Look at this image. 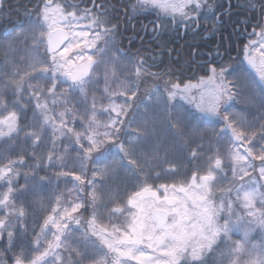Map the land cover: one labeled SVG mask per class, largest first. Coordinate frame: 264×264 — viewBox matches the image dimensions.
Instances as JSON below:
<instances>
[{"label":"snow or ice","instance_id":"6c2138e0","mask_svg":"<svg viewBox=\"0 0 264 264\" xmlns=\"http://www.w3.org/2000/svg\"><path fill=\"white\" fill-rule=\"evenodd\" d=\"M30 2L0 40V264H264V0H125L154 34L251 16L198 79L128 59L115 8Z\"/></svg>","mask_w":264,"mask_h":264},{"label":"trees","instance_id":"16d2710c","mask_svg":"<svg viewBox=\"0 0 264 264\" xmlns=\"http://www.w3.org/2000/svg\"><path fill=\"white\" fill-rule=\"evenodd\" d=\"M110 1V4L108 3V0H96V3H105V5L117 9V11L113 15L119 17L120 31L122 33V35H120L117 39L118 45L123 49L124 52L128 53V59L135 60L137 56L149 58L155 57L156 65H160V62L163 61L162 67H153L152 71H162L163 67H175L179 69L181 66H183L187 68V65L191 63L192 70L186 71L185 77L188 78L195 76L198 79L200 76H203L204 73L198 71L197 69L200 65L210 62L215 56L217 50L223 52L225 48L231 49L230 54L233 57V62H237L238 59L243 58L242 56L239 58L237 57V50L243 47V43L241 41L247 42V39L249 38L247 36V32L251 31V26L248 23V21H251V16L244 14V9L242 8L233 9L234 12L241 14L233 15L231 18L225 16L224 20L226 21V23L213 24L211 20L207 21L201 29L200 33L195 35H193L192 32H188L185 35L183 31H176L174 29H169L166 33L158 31L154 34L153 28L156 26L154 23L155 16H145L144 14H138L135 16V18H131V16L126 18V10H120V8L123 7V3L125 2V0ZM220 2H223V0H220ZM244 2L245 0H237L234 3L244 4ZM16 3H18V5L15 7ZM23 3L24 6L31 10L33 4L32 2H30V0H24V2H22L21 0H8V4L11 5L13 8H17L18 6L22 7ZM91 3L92 0H84V3L81 6H91ZM23 15L25 19V12ZM6 18V14H4L1 20L5 21ZM12 18L17 19V23L22 21V18H20L16 14H13ZM138 18L141 21V26L140 31H138V33L136 30V34L138 35V41L135 42L133 41V37L130 36L135 35L134 26ZM251 23L255 24V21H251ZM2 28L3 27L0 26V40L6 39L8 33L12 30L11 29L7 30L6 32H1ZM237 28H240L241 31L247 29V32H245L243 36H240L237 34ZM128 59H124L122 62L127 65ZM177 61L179 63H177ZM149 63H151V60H149ZM195 82L196 81L193 80V83ZM154 83L155 82L150 78L143 81L140 87V94L144 95L148 90H151L154 87ZM145 101L146 103H151V101L148 100L146 95ZM247 107L248 106L246 104L239 103L236 105L235 110L237 112H241V114L246 116L248 120H251L253 116L256 115V112L254 108H250L249 111L252 113V115H249L248 111H243ZM58 111H62V109H58ZM138 111L140 113H143L147 111V109L142 104L140 105ZM149 115H151V113H149ZM207 126L211 127V125ZM194 146L195 145H193V147ZM57 147L58 149H60L61 146L58 144ZM60 154H63V152L61 151ZM69 167H73L71 162L69 163ZM92 167L93 166L91 164L88 165L89 177H91ZM164 167H168V165L165 164ZM75 169L77 172H79L80 169L78 164L75 166ZM41 175H43V173H41ZM188 175L190 177V171L188 172ZM182 178L183 177H180V179ZM163 182L165 181H157V183ZM167 182L172 183L173 181ZM117 183H119V179H117ZM71 187V183L65 185L63 178H60L58 180L55 176H53V183L51 186L52 191H65L66 188ZM110 187L115 188V184H111ZM131 190V185H128V191L130 192ZM98 196H100L102 199L105 198L103 197L102 193H98ZM121 196H123V192H121ZM53 206H55L54 203ZM43 207H47L46 202ZM87 216L88 214L86 213L85 217ZM104 222L107 223L106 220ZM37 231H39V229H37ZM3 243V241H0V247L3 246ZM97 259H99V257H97Z\"/></svg>","mask_w":264,"mask_h":264},{"label":"flooded vegetation","instance_id":"af4514ba","mask_svg":"<svg viewBox=\"0 0 264 264\" xmlns=\"http://www.w3.org/2000/svg\"><path fill=\"white\" fill-rule=\"evenodd\" d=\"M22 2H24V0H21ZM237 0H233V2H236ZM110 0H108V3L110 4ZM105 4V3H104ZM124 4V3H123ZM18 5V3L15 4V7ZM25 8L26 6H24V3L22 4V7H17V8H13L11 5H9V9H10V12H11V23L9 22V19H8V16L6 14V20L2 21L0 19V26H2L3 28L1 29V32H6L7 30H11L13 28V26L15 24H17V19H14L12 18L13 14H16L17 16H19L20 18H22V21L24 20V12H25ZM123 10L124 11V8L121 7L120 10ZM140 26H141V21L140 19L138 18L135 22V35L134 36H130V37H133V41H138V35L136 34V30H137V33L138 31H140Z\"/></svg>","mask_w":264,"mask_h":264}]
</instances>
